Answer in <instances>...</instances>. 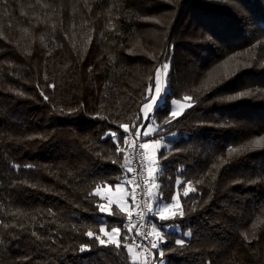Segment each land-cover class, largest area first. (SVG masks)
Here are the masks:
<instances>
[{"label": "trees", "instance_id": "trees-1", "mask_svg": "<svg viewBox=\"0 0 264 264\" xmlns=\"http://www.w3.org/2000/svg\"><path fill=\"white\" fill-rule=\"evenodd\" d=\"M165 58L169 99L196 106L170 126L157 112L175 133L164 164L197 189L165 260L264 264V0H0V264H125L84 235L89 193L120 176L101 137L131 127Z\"/></svg>", "mask_w": 264, "mask_h": 264}, {"label": "snow or ice", "instance_id": "snow-or-ice-1", "mask_svg": "<svg viewBox=\"0 0 264 264\" xmlns=\"http://www.w3.org/2000/svg\"><path fill=\"white\" fill-rule=\"evenodd\" d=\"M170 71L171 60L165 58L156 68L155 78L145 91L144 102L131 127L127 123H120L116 131L109 130L101 137L102 140L112 141L117 155L123 154V162L120 164L122 171L115 183H97L89 193V197L96 198L92 223L98 225V232L88 230L84 235L89 241H94L98 248L113 247L117 251L123 248L127 257L125 264H171V261L165 260L169 240L183 248L186 239L192 236L191 230H183L184 225L178 221L182 222L186 217L182 199L187 200L197 189L191 181L181 178L185 174L182 165L175 169V182L171 183L172 176L167 171L171 164L166 165L164 161L168 160L169 153L174 149L171 141L162 133L167 131L172 136L175 133L170 128L158 127L156 114L161 111L162 104L168 105L170 111L164 124L170 126L186 109L196 105L190 95L183 96V103L180 99H169ZM48 87L55 88V85ZM248 94L241 92L228 99L234 100ZM44 99L47 100L48 97L45 96ZM260 143V140L251 142L253 145ZM247 149L248 145H243L240 148L229 147L227 151L231 155ZM112 163L117 161L112 160ZM13 167L19 171L18 165ZM163 179H168L169 183L162 184ZM165 189L171 190L168 196H165ZM51 211L49 209L50 213ZM245 239L247 240L246 235ZM92 247V244H82L80 251H90Z\"/></svg>", "mask_w": 264, "mask_h": 264}, {"label": "rangeland", "instance_id": "rangeland-1", "mask_svg": "<svg viewBox=\"0 0 264 264\" xmlns=\"http://www.w3.org/2000/svg\"><path fill=\"white\" fill-rule=\"evenodd\" d=\"M156 71V70H155ZM154 78H155V73H154ZM154 78H153V80H154ZM161 84H162V86H163V84H164V77H163V75L161 76ZM180 100L182 101V103H183V100H182V98H180ZM177 110L179 111V108H177ZM167 138H169V137H173L172 135H168V136H166Z\"/></svg>", "mask_w": 264, "mask_h": 264}, {"label": "built area", "instance_id": "built-area-1", "mask_svg": "<svg viewBox=\"0 0 264 264\" xmlns=\"http://www.w3.org/2000/svg\"><path fill=\"white\" fill-rule=\"evenodd\" d=\"M135 214V213H134Z\"/></svg>", "mask_w": 264, "mask_h": 264}]
</instances>
